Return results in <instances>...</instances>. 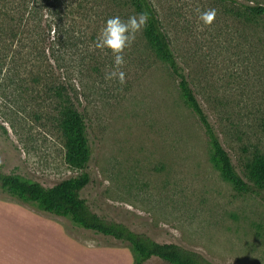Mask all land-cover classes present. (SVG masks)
<instances>
[{"label":"rangeland","instance_id":"obj_1","mask_svg":"<svg viewBox=\"0 0 264 264\" xmlns=\"http://www.w3.org/2000/svg\"><path fill=\"white\" fill-rule=\"evenodd\" d=\"M151 1L200 104L248 180L246 164L254 153L264 154V22L247 23L237 12L264 0ZM211 9L215 16L205 25L199 13ZM51 39L52 52L54 32ZM4 41L0 35V58ZM136 43L135 37L124 50L122 84L105 79L113 59L106 50L85 52L80 72L72 71L69 52L50 58L54 82L69 85L73 74V102L93 151L86 170L92 182L82 198L107 221L213 264H264V201L223 177L177 80ZM18 47L16 40L10 54L22 52ZM92 53L98 72L91 69ZM23 56L22 67L0 60V165L6 174L51 187L82 171L67 163L55 102L33 81L35 60ZM0 264H135V256L127 243L24 203L0 186Z\"/></svg>","mask_w":264,"mask_h":264},{"label":"trees","instance_id":"obj_2","mask_svg":"<svg viewBox=\"0 0 264 264\" xmlns=\"http://www.w3.org/2000/svg\"><path fill=\"white\" fill-rule=\"evenodd\" d=\"M9 1L0 0V8L4 9L0 12L2 19L0 35L5 40L0 60L3 66L13 63L21 67L26 62L23 55H26L27 59L31 57L35 60L33 69H36L37 73L33 81L38 86L43 85L45 94L50 101L55 102L57 125L65 140L66 161L82 173L54 186L46 187L18 174H6L0 165V186L3 190L12 197L35 205L45 212L69 218L81 228L127 243L135 256V264H146L153 259L169 264H213L198 252L173 243H158L146 235L135 233L123 224L107 221L91 210L86 200L82 198L81 192L92 182L86 170L93 151L85 120L73 102L72 92L75 89L72 84L73 74L69 85L57 84L51 78L50 58L56 57V54L60 60L69 52L72 71L77 69L79 72L82 71L83 61L86 59L85 52L97 48L95 44L99 29L108 17L119 16L126 21L129 16L143 13L146 16V24L135 36L139 52L151 55L177 80L179 95L203 126L212 161L223 177L240 193L260 196L264 201V154L254 153L246 164L248 180L237 171L200 104L184 69L178 62L153 2L151 0H18L10 4ZM242 6L244 9L237 12L239 18H243L247 23L255 20L264 22L263 2L244 3ZM8 7L15 10L16 16L10 15L11 9ZM94 24L96 26H93ZM53 32L57 36L55 41L57 48L51 52L46 44L47 41L51 43ZM16 40L22 52L15 50L10 54ZM29 47H31L30 51H28ZM93 51L96 53L97 50ZM93 54L90 55V60L96 59ZM10 55L13 61L5 62ZM15 57H18L21 63L15 61ZM94 61L95 64L91 69L98 72L100 68H97V61ZM48 74L49 78L44 80L43 77ZM262 130L264 133V118Z\"/></svg>","mask_w":264,"mask_h":264},{"label":"clouds","instance_id":"obj_3","mask_svg":"<svg viewBox=\"0 0 264 264\" xmlns=\"http://www.w3.org/2000/svg\"><path fill=\"white\" fill-rule=\"evenodd\" d=\"M215 16V10H206L199 13V19L203 24H210ZM146 24V16L141 13L129 16L126 21L119 16L108 17L100 29L95 46L111 53L113 59L111 71L106 72L105 79H117L124 83V72L121 68L125 64L124 50L130 47L136 34Z\"/></svg>","mask_w":264,"mask_h":264}]
</instances>
